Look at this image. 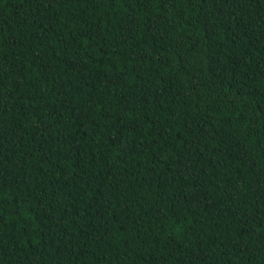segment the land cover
<instances>
[{
  "label": "trees",
  "instance_id": "1",
  "mask_svg": "<svg viewBox=\"0 0 264 264\" xmlns=\"http://www.w3.org/2000/svg\"><path fill=\"white\" fill-rule=\"evenodd\" d=\"M0 264H264V0H0Z\"/></svg>",
  "mask_w": 264,
  "mask_h": 264
}]
</instances>
